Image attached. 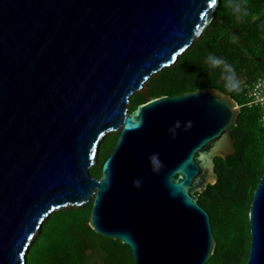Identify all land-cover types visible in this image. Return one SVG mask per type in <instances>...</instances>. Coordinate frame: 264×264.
Wrapping results in <instances>:
<instances>
[{"label": "water", "instance_id": "95a60500", "mask_svg": "<svg viewBox=\"0 0 264 264\" xmlns=\"http://www.w3.org/2000/svg\"><path fill=\"white\" fill-rule=\"evenodd\" d=\"M210 2L0 0V264H26L46 217L91 201L90 227L131 247L135 264L210 260L217 242L197 194L217 182L215 158L236 156L237 102L204 88L129 110L214 20ZM248 217L246 264H264V173Z\"/></svg>", "mask_w": 264, "mask_h": 264}, {"label": "trees", "instance_id": "16d2710c", "mask_svg": "<svg viewBox=\"0 0 264 264\" xmlns=\"http://www.w3.org/2000/svg\"><path fill=\"white\" fill-rule=\"evenodd\" d=\"M227 5L228 0H220L214 20L202 35L172 65L152 75L129 104L133 111L162 96L215 88L242 106L232 127L236 156L215 158L217 182L197 194L199 204L210 214L217 242L206 264H246L251 239L249 209L264 173L260 110L247 106L246 96L248 88L264 74V0H246L247 14L240 20ZM210 54L233 67L241 83L239 92L227 89L223 69L213 68L207 62ZM120 132L109 133L102 139L97 163L90 170L93 177L101 176L104 162L113 150L103 154L102 146L111 140L114 148ZM91 209L92 201L80 207L67 206L46 217L26 252V264H122L116 257L117 249H128L135 264L131 247L99 235L90 227ZM238 215L240 226L245 228L241 238L234 231L238 228Z\"/></svg>", "mask_w": 264, "mask_h": 264}, {"label": "clouds", "instance_id": "9594fccd", "mask_svg": "<svg viewBox=\"0 0 264 264\" xmlns=\"http://www.w3.org/2000/svg\"><path fill=\"white\" fill-rule=\"evenodd\" d=\"M218 0H214L213 5L215 6L217 4ZM230 10L232 11L233 15L237 18V20H240L243 18L244 15L247 14V8H246V0H228L227 5ZM207 62L209 65L213 68H222L223 69V78L226 81V87L229 91L239 92L241 90V83L236 77L235 70L231 65H229L225 60L221 58H217L214 55H209L207 57ZM238 104V103H237ZM181 124L179 121H176L174 126L169 129V132H173L177 128H180ZM192 127V122L188 121L185 125V130H188ZM150 161L153 163L159 164V158L158 154H153L150 157ZM134 187H141V181L140 180H134L133 181Z\"/></svg>", "mask_w": 264, "mask_h": 264}, {"label": "built area", "instance_id": "2783aa9c", "mask_svg": "<svg viewBox=\"0 0 264 264\" xmlns=\"http://www.w3.org/2000/svg\"><path fill=\"white\" fill-rule=\"evenodd\" d=\"M247 106L257 107L260 110V124L264 128V74L259 77L247 92ZM241 108L242 106H239Z\"/></svg>", "mask_w": 264, "mask_h": 264}, {"label": "rangeland", "instance_id": "374dc122", "mask_svg": "<svg viewBox=\"0 0 264 264\" xmlns=\"http://www.w3.org/2000/svg\"><path fill=\"white\" fill-rule=\"evenodd\" d=\"M258 127H261V126H258ZM119 132V131H118ZM113 148V143L111 140H108L105 142V144L102 146V151L103 154H107L109 153ZM113 151V150H112ZM111 154V153H110ZM249 181L252 182L253 181V176L250 175V178H249ZM242 224V222H241ZM236 225L238 228H236L234 231L235 233H239V236L237 237H243L245 236V228L243 229L242 226H240V215H238L236 217ZM242 228V229H241ZM118 251L116 253H118V255H114L116 257H118V261L122 264H133V259H132V256L130 254V251L128 249H117ZM115 254V253H114ZM106 263V261H105ZM134 263H135V260H134Z\"/></svg>", "mask_w": 264, "mask_h": 264}, {"label": "snow or ice", "instance_id": "6c2138e0", "mask_svg": "<svg viewBox=\"0 0 264 264\" xmlns=\"http://www.w3.org/2000/svg\"><path fill=\"white\" fill-rule=\"evenodd\" d=\"M214 0H211L209 7H211L213 5Z\"/></svg>", "mask_w": 264, "mask_h": 264}]
</instances>
